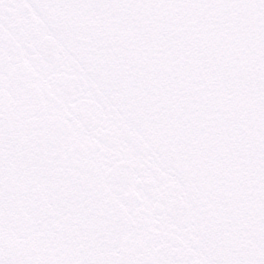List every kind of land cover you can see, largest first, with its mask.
<instances>
[{"label":"snow or ice","instance_id":"obj_1","mask_svg":"<svg viewBox=\"0 0 264 264\" xmlns=\"http://www.w3.org/2000/svg\"><path fill=\"white\" fill-rule=\"evenodd\" d=\"M0 264H264V0H0Z\"/></svg>","mask_w":264,"mask_h":264}]
</instances>
